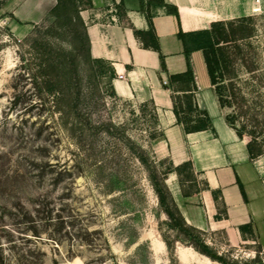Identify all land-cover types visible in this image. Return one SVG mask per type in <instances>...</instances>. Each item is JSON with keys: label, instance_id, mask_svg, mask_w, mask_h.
Instances as JSON below:
<instances>
[{"label": "rangeland", "instance_id": "374dc122", "mask_svg": "<svg viewBox=\"0 0 264 264\" xmlns=\"http://www.w3.org/2000/svg\"><path fill=\"white\" fill-rule=\"evenodd\" d=\"M48 23L36 24L27 37L19 38L0 20V264H222L190 245L191 237L171 225L160 202L156 186L162 180L172 193L176 181L194 192L203 179L190 167L179 173L172 160L155 151L152 133L158 126L152 103L120 98L85 69L78 84L80 116L92 123L81 136L80 148L50 105L34 96L37 61L30 45ZM246 25L255 31L241 42L245 50L235 67L245 99L240 94L225 112H248L237 124L256 132L264 154V14ZM54 41L69 46L65 40ZM14 86L26 93L27 103L14 104ZM130 139L145 150V161ZM41 202H49L54 215L70 221L68 215L74 213L79 226L97 229L96 245L72 244L68 238L55 243L49 235L54 227L47 228L35 211ZM34 226L40 236L34 235ZM204 238L228 259L246 263L259 257L264 264L257 240L235 245L221 230H207Z\"/></svg>", "mask_w": 264, "mask_h": 264}, {"label": "crops", "instance_id": "0c3cea01", "mask_svg": "<svg viewBox=\"0 0 264 264\" xmlns=\"http://www.w3.org/2000/svg\"><path fill=\"white\" fill-rule=\"evenodd\" d=\"M91 1L81 15L92 56L113 65V87L120 98L156 107L164 134L156 139L155 151L176 166L191 162L195 175L203 179L194 192H184L179 181L171 187L186 221L204 231H224L232 244L257 240L264 249V154L252 158L249 138L228 123L220 106L204 52L194 49L188 56L179 36L180 30H202L213 22L264 14V0H164L179 9V17L162 0ZM0 3L1 22L25 38L49 17L57 0ZM151 28L165 56L166 71L160 52L145 48L135 32ZM190 63L198 85L196 103L210 114L213 129L188 132L174 111V93L184 91L178 83L170 85V75L186 72Z\"/></svg>", "mask_w": 264, "mask_h": 264}, {"label": "trees", "instance_id": "16d2710c", "mask_svg": "<svg viewBox=\"0 0 264 264\" xmlns=\"http://www.w3.org/2000/svg\"><path fill=\"white\" fill-rule=\"evenodd\" d=\"M161 2L167 6L171 13L180 16L179 9L176 6L166 4L164 0ZM91 6V0H57V4L51 10L49 17L44 20V22L50 21V23L45 25V30L40 36L33 38L30 45L31 56L37 61L35 71L32 73V81L36 89L34 96L41 103L50 105L49 110L53 116H58L63 129L67 131L80 148L82 146L81 136L85 128L90 127L92 123L91 120L84 123L80 116L81 93L78 87L80 74L87 69L90 74L103 80L116 93L113 87V79L116 74L115 68L105 59L94 58L90 51V38L81 11ZM253 19V16L241 17L229 21L213 22L207 29L190 32L179 31V36L184 41L188 56L194 49H200L204 52L211 83L218 95L220 106L224 109L234 107L240 94L245 99L241 89L237 87L239 75L235 72V67L239 60L238 56L243 55L245 50L241 42L251 37L255 31V28L246 25V22ZM135 32L145 48H152L160 52L162 67L166 71L165 56L161 51V45L154 29L151 28L148 31L135 30ZM54 38L67 41L68 48L56 44ZM243 58L244 65L247 66L249 62L245 59V56ZM254 70L250 68L248 71L254 72ZM175 83H178V87L183 88L184 91L182 95L174 93V111L178 122L183 124L188 132L213 129L214 125L210 114L208 111L200 109L196 103L194 91L198 89V85L191 63L186 72L170 75V85L173 86ZM14 88L16 90L13 99L14 104L27 103L25 101L28 100L26 99V93L17 91L16 86ZM29 100H32V97H29ZM245 113L241 109L239 113L226 114L228 123L242 137L246 135L247 126L245 123L239 126L237 121ZM250 118H253V116H250ZM154 121L158 129H154L152 137L158 139L164 133L159 128V117L155 108ZM102 124L109 125L103 121ZM247 133L252 136L248 143L252 158L262 155V145L258 141L256 132L252 130ZM130 142L135 149L139 150L140 158L144 160L145 150L140 146H136L132 139H130ZM185 167H190L193 170L191 162L178 165L176 170L181 173ZM65 172L67 170L60 171V173ZM156 190L171 225L189 235L191 237L189 240L190 245L198 251L222 264H260L259 257H256L253 261L242 263L214 252L205 241V231L190 225L186 221L165 180L157 184ZM184 192L187 193L188 191L184 190ZM38 204H42V208L40 206L35 211L42 215L41 220L46 221L47 228L54 227L49 235L55 243L61 245L68 238L71 242H74L72 244L96 245L94 236L99 233L97 229L91 230L88 224L83 223L79 226L80 219L74 213L68 215V217H71L70 221H67L66 216L62 214L54 215L56 209L49 202ZM29 219L34 221L32 217H29ZM55 219H58L59 222L54 223ZM32 231L34 235L40 236L41 232L38 226H34ZM249 232H252L251 225Z\"/></svg>", "mask_w": 264, "mask_h": 264}, {"label": "built area", "instance_id": "2783aa9c", "mask_svg": "<svg viewBox=\"0 0 264 264\" xmlns=\"http://www.w3.org/2000/svg\"><path fill=\"white\" fill-rule=\"evenodd\" d=\"M120 77H123V75H120ZM166 83H167V81H166Z\"/></svg>", "mask_w": 264, "mask_h": 264}]
</instances>
